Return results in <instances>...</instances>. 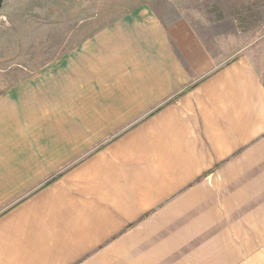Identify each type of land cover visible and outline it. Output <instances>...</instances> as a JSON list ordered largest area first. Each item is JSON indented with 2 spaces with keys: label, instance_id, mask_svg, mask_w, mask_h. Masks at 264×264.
I'll use <instances>...</instances> for the list:
<instances>
[{
  "label": "crops",
  "instance_id": "0c3cea01",
  "mask_svg": "<svg viewBox=\"0 0 264 264\" xmlns=\"http://www.w3.org/2000/svg\"><path fill=\"white\" fill-rule=\"evenodd\" d=\"M177 1L0 92V264H264V1Z\"/></svg>",
  "mask_w": 264,
  "mask_h": 264
},
{
  "label": "rangeland",
  "instance_id": "374dc122",
  "mask_svg": "<svg viewBox=\"0 0 264 264\" xmlns=\"http://www.w3.org/2000/svg\"><path fill=\"white\" fill-rule=\"evenodd\" d=\"M143 1L146 0L0 1V92ZM180 2L197 5L216 17L217 10L211 9H220L227 0L177 1ZM242 6L241 17L250 11ZM245 18H253L255 25L264 21L257 13H249ZM260 38L257 48L261 49L264 63V34Z\"/></svg>",
  "mask_w": 264,
  "mask_h": 264
},
{
  "label": "water",
  "instance_id": "95a60500",
  "mask_svg": "<svg viewBox=\"0 0 264 264\" xmlns=\"http://www.w3.org/2000/svg\"><path fill=\"white\" fill-rule=\"evenodd\" d=\"M0 1H2V0H0Z\"/></svg>",
  "mask_w": 264,
  "mask_h": 264
}]
</instances>
